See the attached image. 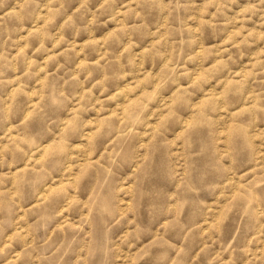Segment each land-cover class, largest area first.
I'll use <instances>...</instances> for the list:
<instances>
[{
    "label": "clouds",
    "instance_id": "1",
    "mask_svg": "<svg viewBox=\"0 0 264 264\" xmlns=\"http://www.w3.org/2000/svg\"><path fill=\"white\" fill-rule=\"evenodd\" d=\"M0 264H264V0H0Z\"/></svg>",
    "mask_w": 264,
    "mask_h": 264
}]
</instances>
